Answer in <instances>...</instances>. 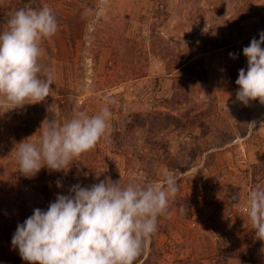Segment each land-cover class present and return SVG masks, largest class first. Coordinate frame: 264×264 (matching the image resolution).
Masks as SVG:
<instances>
[{
  "label": "rangeland",
  "instance_id": "1",
  "mask_svg": "<svg viewBox=\"0 0 264 264\" xmlns=\"http://www.w3.org/2000/svg\"><path fill=\"white\" fill-rule=\"evenodd\" d=\"M44 5L59 21L42 45L53 91L0 114V256L27 264L3 237L4 225L47 210L72 185L158 183L174 173L176 201L136 264H217L236 240L244 262L236 251L227 264H264V240L236 211L264 188V105L238 102L234 82L247 69L243 48L264 31V0H3L0 31L17 8ZM104 107L111 137L67 172L42 168L25 178L17 170L16 145L37 140L44 123Z\"/></svg>",
  "mask_w": 264,
  "mask_h": 264
},
{
  "label": "clouds",
  "instance_id": "2",
  "mask_svg": "<svg viewBox=\"0 0 264 264\" xmlns=\"http://www.w3.org/2000/svg\"><path fill=\"white\" fill-rule=\"evenodd\" d=\"M58 30L57 16L47 5L20 7L11 14L0 31V114L50 96L54 73L41 63L42 45ZM262 45L264 31L242 50L247 69L238 71L235 84L236 100L244 106L250 101L264 105ZM111 115L104 107L94 115L77 111L63 122L47 121L37 140L16 145L17 170L25 178L35 177L42 168L67 172L102 138L111 137ZM177 180L174 173H165L158 183L144 179L123 184L108 178L87 187L77 183L68 194H58L47 210L34 209L17 225L11 244L27 264H136L157 233L159 218L166 217L176 201ZM56 186L62 187L61 182ZM244 211L257 238L264 240V188L250 191ZM179 212H187L182 204Z\"/></svg>",
  "mask_w": 264,
  "mask_h": 264
},
{
  "label": "trees",
  "instance_id": "3",
  "mask_svg": "<svg viewBox=\"0 0 264 264\" xmlns=\"http://www.w3.org/2000/svg\"><path fill=\"white\" fill-rule=\"evenodd\" d=\"M179 67H182V65L179 66ZM129 126H130V122H128L127 125H126V129L127 130L129 129ZM259 169L264 171V166L263 167L262 166L259 167ZM182 202L185 203V201H182ZM179 215L183 216V215L180 214V212H179ZM22 223H23V221L13 220L11 225H10V228H5V225H4L2 234H3V237L5 238V240L7 242L11 243V240H12L13 234L16 231L17 225L18 224H22ZM242 243H243L242 241L236 240L233 243H231L229 246L225 247L223 249L222 254H220V256L216 260L217 264H227L233 258H236L235 257L236 256V254H235L236 251L238 252V256H237L238 258H236L235 260H238L241 263L244 262L243 250L241 249ZM0 264H8L7 259L5 257H3V256H0Z\"/></svg>",
  "mask_w": 264,
  "mask_h": 264
},
{
  "label": "built area",
  "instance_id": "4",
  "mask_svg": "<svg viewBox=\"0 0 264 264\" xmlns=\"http://www.w3.org/2000/svg\"><path fill=\"white\" fill-rule=\"evenodd\" d=\"M23 126H24V125H23ZM234 202H236V200H234ZM244 209H245V206L237 204L236 211H237L238 213L245 212Z\"/></svg>",
  "mask_w": 264,
  "mask_h": 264
}]
</instances>
